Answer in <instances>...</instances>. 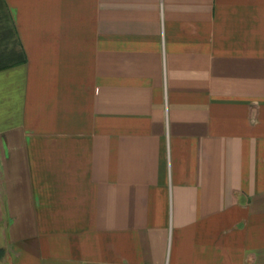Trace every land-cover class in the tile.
I'll use <instances>...</instances> for the list:
<instances>
[{
	"label": "crops",
	"instance_id": "obj_1",
	"mask_svg": "<svg viewBox=\"0 0 264 264\" xmlns=\"http://www.w3.org/2000/svg\"><path fill=\"white\" fill-rule=\"evenodd\" d=\"M0 264H264V0H0Z\"/></svg>",
	"mask_w": 264,
	"mask_h": 264
}]
</instances>
